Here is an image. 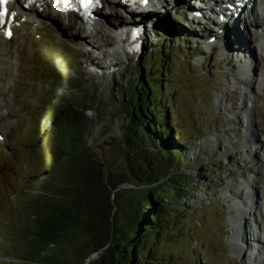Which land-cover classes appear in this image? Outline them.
Returning a JSON list of instances; mask_svg holds the SVG:
<instances>
[{"label": "rangeland", "instance_id": "rangeland-1", "mask_svg": "<svg viewBox=\"0 0 264 264\" xmlns=\"http://www.w3.org/2000/svg\"><path fill=\"white\" fill-rule=\"evenodd\" d=\"M256 2L262 5L259 13L264 16V0ZM164 10L163 15L156 16L160 24L153 15L142 20L133 13L113 14L112 18L122 28L143 23L146 42L139 61H125L120 69L109 71L88 64L82 49L68 39L67 22L63 19L41 22L32 17L27 23L21 21L15 25L10 40L0 33V40L9 47L13 68L3 74L6 80L13 79V83L4 98L0 97V137L3 136L0 139V264H29L19 259L25 230L33 226V207L40 201L39 196L60 182L58 171L64 163L54 160L51 147L41 149L39 139L66 103H88L97 122L91 124L84 145L92 148L104 171L113 174L114 182L120 181L125 171L123 146L129 105L124 103L131 83L137 79L136 65L145 70L146 64L149 66L148 57H152L153 73L142 82L154 86L158 94L156 103L173 104L169 126L184 142L174 144H182L183 172L192 174L197 181L189 187L187 195L178 199L179 212L174 222L179 229L175 227L173 232L160 237L156 258L176 264H247L249 251L239 256L232 252L229 238L234 230L229 220L236 215L234 209L239 202L233 195H245L241 192L252 186L255 200L258 197L264 202V82H261L264 81V40L259 42L263 45L258 49L256 43L260 37H255L252 29L248 28L250 34L249 31L236 34L242 52H250L251 57L254 52L252 74L257 77L250 86L245 81L241 84L245 72L236 61L237 53L227 54L219 43L205 53L201 45L216 32L191 26L193 33L184 34L185 23L177 22L183 17L181 12L177 8L168 10L165 5ZM263 16L260 23H264ZM83 26L86 30L81 35L89 31ZM251 37L253 42L249 41ZM119 41L115 33L103 31L95 56L109 63L113 52L122 51ZM214 51L216 57L209 63ZM95 71L104 76L110 73L100 79ZM246 76L247 73L244 80ZM251 121L255 123L258 140L249 145ZM48 169L47 174L44 171ZM197 170L204 174L197 177ZM174 172L181 173L178 168ZM120 189L132 190V187L122 185ZM119 195L120 210L115 221L116 225L126 227L129 223L126 215L129 212L131 217L136 208H130L132 195L121 192ZM233 219L237 220L236 216ZM258 219L257 232L261 234L264 226L260 215ZM263 237V234L257 236L258 245L264 246ZM88 241L85 234L70 233L49 254L45 264H85L92 255V250L86 247ZM249 243L253 247L256 242ZM191 252L197 260L189 258Z\"/></svg>", "mask_w": 264, "mask_h": 264}, {"label": "trees", "instance_id": "trees-1", "mask_svg": "<svg viewBox=\"0 0 264 264\" xmlns=\"http://www.w3.org/2000/svg\"><path fill=\"white\" fill-rule=\"evenodd\" d=\"M151 58L145 70L136 65L137 79L131 83L124 103L129 105L123 146L125 171L120 181L114 182L113 174L104 171L92 148L84 145L91 125L85 114L86 103H66L51 119L52 125L39 142L41 149L51 147L52 153L49 151L57 163L64 160L58 171L60 182L39 196L40 201L33 207V226L24 232L20 260L45 264L62 239L78 233L88 237L86 247L92 254L102 251L91 264H176L156 258L157 244L161 236L175 227L179 229L174 222L179 212L178 199L187 195L197 181L192 174L183 172L180 146L184 142L169 126L173 104L156 103L154 86L142 82L153 73ZM179 141L182 144L176 146ZM174 168L181 173L175 174ZM44 172L48 174L49 169ZM203 174L201 170L195 172L197 177ZM122 185L132 190H119ZM119 192L132 195L130 208H136L131 217L129 212L126 215V227L115 221L120 210ZM139 192L141 197L132 205ZM189 258L197 260L194 252Z\"/></svg>", "mask_w": 264, "mask_h": 264}, {"label": "bare ground", "instance_id": "bare-ground-1", "mask_svg": "<svg viewBox=\"0 0 264 264\" xmlns=\"http://www.w3.org/2000/svg\"><path fill=\"white\" fill-rule=\"evenodd\" d=\"M200 3L203 8L202 19L210 20L209 16H207L208 13L213 12L210 8L211 6L210 0H206V2H204L203 0H200ZM104 5H105V8H103L102 10L98 12L99 13L98 20L100 19V21L94 20V21H87L84 23L76 16V14L72 10L62 7V5H56L55 3L47 2V3H44L41 6V8L37 10L36 8L25 6L24 3L20 2L19 0H15L10 4V10L12 11V13H15L16 15V20L12 26L15 28L16 27L15 25L21 21L27 23L28 21H31L32 17H35L41 22L43 21L52 22L56 20V18H58L59 20L63 19L64 22L65 21L67 22V28H66L67 34L66 35L68 39L70 40V42L73 43L74 46L80 47L82 49V51L85 54L84 57L86 58L87 61H89L88 64L91 63V65L96 66L97 69H99L100 71L120 69L121 66L125 64V61L126 62L131 61L130 57L127 54V50H128L127 46L129 44L128 43V37H129L128 31L130 30V28H128L129 24H128V27L126 26L125 28H122L121 25H119L118 22L114 20L112 16L110 15H112L116 9L123 10L124 12L129 14L130 12V10L128 9L129 3L125 2L124 0H106ZM261 6H259V4L257 3H254L253 6L251 7L250 13L248 14L244 13L242 15L244 23H242L239 20L232 21V18L227 19V21L224 24L220 25L221 27L219 26V29H218L219 33L216 36V38L213 37L214 40H210V39L206 40V42L207 41L209 42L210 40V41H215L216 43H220V44H222V42L223 43L225 42L226 44L225 43L224 44L226 46V50L223 49L224 52H227V54L229 53L231 54L232 52L234 54L237 53L236 58L239 60V63L241 62L240 64L242 66L243 71L245 72L244 75L247 73L245 80H244V75H243L240 83L243 84V82L245 81L244 83H246L248 86H250L252 81L254 80L257 81V77H254V74H252V72L254 71V67H253L254 59H255L254 52H251L252 57L250 55V52L243 53L240 48V45H238L236 34L239 31H241L242 34H244V32L247 33L249 27L253 29H257L259 34L261 32L264 33V23H260L259 21L260 19L262 20V16H263L259 13L260 12L259 9L261 8ZM155 9H156L155 15L152 14V12L143 11L144 13L140 15L142 20L148 19L149 15L150 16L153 15V17H155L153 19H156L157 13H159L160 14L159 16H161L166 11L164 10V6L160 8L155 7ZM187 12L188 14H193L192 9L188 10ZM225 12L227 13L228 11L226 10ZM248 19H249V23H247ZM159 20L160 19L157 20L158 21L157 24L159 23ZM140 21L141 20H139V22ZM2 23L3 21H0V33L4 34V27L6 25L3 26ZM82 24L86 25L87 29L89 30L84 35H81V33H82V30H86V29H84V26ZM226 25H228V27H226ZM131 26L133 25L131 24ZM232 27L233 29L231 31L230 28ZM236 27H239V28L236 29ZM106 30H109L110 32L115 33L119 37V40H120L119 45L122 47L121 53L113 52V60L109 61V63L107 61L101 60V58H99L98 56H95V51L98 50L97 47H98V43L100 42V37L102 35V32ZM228 41H231V42H228ZM249 41L253 42L252 37ZM262 45L259 44V47H261ZM207 46H208L207 48L210 50L214 48V46L209 45L208 43H207ZM230 46L232 48H230ZM241 54H243V56H241ZM242 58L244 60H242ZM249 62H252V63H249ZM249 64H252V66L251 65L249 66ZM11 70H13V68H12V62L10 61V57H9V47L3 40H0V97L1 98H4L5 93L8 92L11 83H13V79L6 80V78H3V74L5 72H10ZM261 82L263 84L264 81L262 80ZM254 124H255L254 121H251L250 123H248L249 129L248 128L247 129L249 130L248 132L251 135L249 142H248L249 145L250 143H253V141L257 142L258 140L256 131H254ZM254 191H255L254 188L251 186L249 190H247L246 192H241V194L244 193L245 195H242V196L238 194L233 195V198L235 199L238 198L239 202H238L237 208L234 209V211H237L235 215L237 220L236 219L229 220L230 224L232 225L231 230H234V232L232 233L233 235H231L229 239L232 244V248H231L232 252H234V254L236 253L238 256L242 252L248 251L249 247L252 246L251 244L252 242L249 243V241H253V243L256 242L257 244L254 243V246L251 247L252 249H251V253L249 254L247 264H264V260H262L263 253L260 251V245H258L260 244V242H258V239H257V236L259 237V235L261 234H263L264 236V232L261 234L257 232L258 230L257 227L259 228L258 226L259 215L261 218L262 226H264V202H261V199L258 197H257V200H255ZM262 244H264V242ZM244 254L245 253H243V255Z\"/></svg>", "mask_w": 264, "mask_h": 264}, {"label": "water", "instance_id": "water-1", "mask_svg": "<svg viewBox=\"0 0 264 264\" xmlns=\"http://www.w3.org/2000/svg\"><path fill=\"white\" fill-rule=\"evenodd\" d=\"M143 27L137 24H134L133 26L130 27L129 32V37H128V50H127V54L130 57L131 61H139L140 58H142V55L145 51L144 49V43L146 42V38L144 35V33H138V30H142ZM124 52V51H123ZM135 57V58H134ZM97 74V77H99L100 79H105L106 77L109 76V73H106L105 76L103 73H100L99 71H95ZM104 76V77H103ZM87 107H88V103H86ZM90 112H92V110L88 107V110L86 111V116L88 117L90 123L92 124L94 122V124L97 122V118L96 115L91 114ZM91 126V125H90ZM102 251L93 253L86 261L85 264H90L92 260L97 259L99 253H101Z\"/></svg>", "mask_w": 264, "mask_h": 264}, {"label": "snow or ice", "instance_id": "snow-or-ice-1", "mask_svg": "<svg viewBox=\"0 0 264 264\" xmlns=\"http://www.w3.org/2000/svg\"><path fill=\"white\" fill-rule=\"evenodd\" d=\"M65 2H67V0H65ZM92 2H93V0H81V3H83L85 6L90 5ZM7 3H9V0H0V6L6 5ZM7 15H8V12L6 9H4L3 12H0V20H2ZM6 35H8L10 37L11 33L8 32V33H6Z\"/></svg>", "mask_w": 264, "mask_h": 264}]
</instances>
